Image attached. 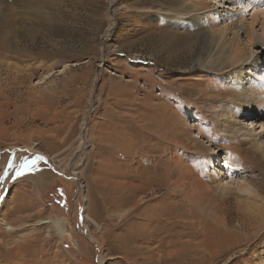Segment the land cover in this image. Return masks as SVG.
<instances>
[{
	"label": "rangeland",
	"instance_id": "obj_1",
	"mask_svg": "<svg viewBox=\"0 0 264 264\" xmlns=\"http://www.w3.org/2000/svg\"><path fill=\"white\" fill-rule=\"evenodd\" d=\"M232 7L0 0V264H264V158L249 144L264 154V106L242 115L226 71L196 60L208 16L223 29ZM259 41L236 42L264 81Z\"/></svg>",
	"mask_w": 264,
	"mask_h": 264
},
{
	"label": "bare ground",
	"instance_id": "obj_2",
	"mask_svg": "<svg viewBox=\"0 0 264 264\" xmlns=\"http://www.w3.org/2000/svg\"><path fill=\"white\" fill-rule=\"evenodd\" d=\"M227 1L230 2L231 6H233L231 11H227V15L225 17V20L228 22L227 25L223 29H220L218 28V25L214 21V19L208 16V22L206 23V25H204L203 28V31L205 33L204 35H206L207 37L205 42L208 53L203 58V60L202 56L198 57L196 60H198L201 65L203 64V67L208 69V71H212V68L226 71L225 77L222 78H225L224 80H228L232 86H229V88L225 89V91L230 90L235 92L234 95L229 98V101L235 107L242 106L243 108H245L246 111L242 110V112H244L245 114L242 115L248 117L252 114H257L255 105L258 102H261L264 106V81H262L263 78L257 79V77H255V71L260 68V65L257 62L255 63L254 57L250 53L248 54L244 50V48L241 47L236 41L239 37V34H243L248 42V45L254 46L260 44L259 40L264 38L262 32L261 34H258L256 30V26H258L259 29L264 32V11H261L258 8L263 4V0ZM188 4V6L182 7L185 10L188 7L185 12V19L190 23L191 26L195 27L197 25V22H201V20H204V17L201 14H194L193 10L198 8L201 9V7H199V3L191 1ZM171 9L172 12H175L173 8ZM177 10H179V8H177L176 11ZM260 15H262V20H260L259 18ZM262 43L263 42H261V44ZM261 59L263 60L262 57ZM209 77L213 78V75H210ZM214 98L215 96L213 91L209 90L207 93L202 94L198 97L199 104L205 100H212ZM204 114L207 115L206 118L210 115V113ZM209 119L211 118L209 117ZM227 119L229 121V124H232L233 121H236L235 118L232 117H228ZM185 133L187 134V131ZM82 138L83 137H81V139ZM249 144L259 150L262 153V158H264L263 149L259 146L256 139H249ZM181 145H188L190 147L191 142H186L185 139L184 142H181ZM199 149L205 150V148H202L201 146L199 147ZM14 160L15 159L12 156L5 169L6 177H9L10 175V169ZM73 178L76 179L80 184L77 172H75ZM3 183H6L5 180L3 181ZM229 197L230 196H223V198H221L223 200H227ZM5 200H9L8 194L6 195ZM83 216L85 219L91 220V223L97 224L96 221L88 215L87 208H84ZM37 223H48L49 225H51V228L54 229V232L57 236H63V229L59 218L40 219L37 221ZM4 225L6 226L5 228L11 230V226L7 222H4ZM110 258L111 257L107 258L103 254H99V256L97 257V262L98 264H104L106 260Z\"/></svg>",
	"mask_w": 264,
	"mask_h": 264
},
{
	"label": "snow or ice",
	"instance_id": "obj_3",
	"mask_svg": "<svg viewBox=\"0 0 264 264\" xmlns=\"http://www.w3.org/2000/svg\"><path fill=\"white\" fill-rule=\"evenodd\" d=\"M38 159H43V157H37ZM21 175L23 174V172L20 173Z\"/></svg>",
	"mask_w": 264,
	"mask_h": 264
}]
</instances>
